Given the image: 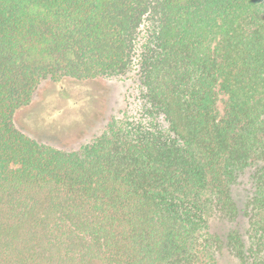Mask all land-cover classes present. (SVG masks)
Returning <instances> with one entry per match:
<instances>
[{
	"label": "trees",
	"instance_id": "obj_1",
	"mask_svg": "<svg viewBox=\"0 0 264 264\" xmlns=\"http://www.w3.org/2000/svg\"><path fill=\"white\" fill-rule=\"evenodd\" d=\"M132 69L135 114L90 143L17 128L42 79ZM208 190L244 233L207 231ZM224 250L264 264V0H0V264H220Z\"/></svg>",
	"mask_w": 264,
	"mask_h": 264
},
{
	"label": "rangeland",
	"instance_id": "obj_2",
	"mask_svg": "<svg viewBox=\"0 0 264 264\" xmlns=\"http://www.w3.org/2000/svg\"><path fill=\"white\" fill-rule=\"evenodd\" d=\"M136 69L120 76L76 80L67 76L47 77L39 83L31 103L15 116L19 130L39 141L62 149H75L90 143L103 133L109 124L125 115H134L138 108L139 84ZM227 96L219 95L217 110L222 117ZM243 179L232 192V202L243 207L246 188ZM227 194L202 195L207 211V231L225 238L233 229L245 232L247 218L242 214L231 217L230 208H236ZM229 200V201H228ZM208 207V208H207ZM220 264H240L238 258L224 250L219 254Z\"/></svg>",
	"mask_w": 264,
	"mask_h": 264
}]
</instances>
